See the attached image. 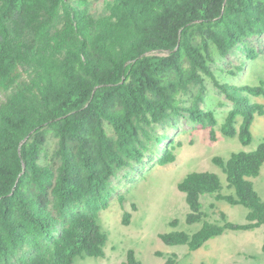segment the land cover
<instances>
[{
  "label": "trees",
  "instance_id": "trees-1",
  "mask_svg": "<svg viewBox=\"0 0 264 264\" xmlns=\"http://www.w3.org/2000/svg\"><path fill=\"white\" fill-rule=\"evenodd\" d=\"M262 35L264 0H104L100 10L87 0H0V264L103 257L108 236L98 218L111 179L166 140L157 128L186 114L215 141L214 113L200 108L206 78L232 105L220 133L248 145L255 117L264 116V83H221L211 63L214 52L224 58L239 46L255 59L247 44ZM173 150L158 165L174 162ZM212 163L233 194H221L214 173L186 175L177 184L185 221L201 227L161 234L164 245L192 252L225 231L264 227V202L249 180L264 163V142ZM203 194L243 206L246 222L222 212L220 223L208 221ZM130 217L123 214L124 226ZM123 264L142 263L129 250Z\"/></svg>",
  "mask_w": 264,
  "mask_h": 264
},
{
  "label": "rangeland",
  "instance_id": "rangeland-1",
  "mask_svg": "<svg viewBox=\"0 0 264 264\" xmlns=\"http://www.w3.org/2000/svg\"><path fill=\"white\" fill-rule=\"evenodd\" d=\"M87 1L100 10L104 0ZM247 45L257 54L253 60L246 57L241 46L224 58L214 52L215 61L211 63V70L221 83L235 87H255L264 83V35L250 38ZM205 81L207 91L200 108L214 113L217 121L212 128L215 141L210 140L211 128L203 129L189 122L186 114L178 118L174 126H159L157 133L165 136L166 140L146 155L140 164L120 170L111 179L109 206L101 211L98 218V224L108 236L104 256L85 257L74 264H123L129 250L142 264H165L173 256L177 264H264L261 250L264 227L252 231H225L192 252L187 245L167 246L159 239L161 234L174 231L192 234L201 227V223L188 225L185 221L189 209L177 184L186 175L193 172L214 173L220 180L221 194H233V190L226 187L225 174L212 163V158L218 156L226 161L232 153L251 152L264 142V116L255 117L250 128L252 139L246 146L239 142L237 136L227 138L220 133V126L232 105L209 79ZM251 101L263 103L260 98H251ZM171 146L174 147L175 161L158 165L162 151ZM52 147L51 143L49 151ZM249 180L264 202V163L259 175ZM120 196L123 197L122 206ZM200 203L210 222H221L219 212L231 223L246 222L247 210L243 206L217 201L210 194L201 195ZM125 212L131 216L127 226L122 224ZM172 221H177L178 225L170 226ZM157 253H161L162 257Z\"/></svg>",
  "mask_w": 264,
  "mask_h": 264
}]
</instances>
